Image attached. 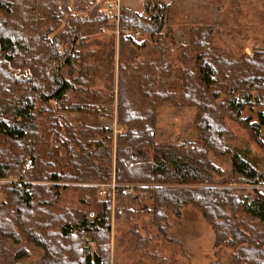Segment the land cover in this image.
<instances>
[{
  "label": "trees",
  "instance_id": "obj_1",
  "mask_svg": "<svg viewBox=\"0 0 264 264\" xmlns=\"http://www.w3.org/2000/svg\"><path fill=\"white\" fill-rule=\"evenodd\" d=\"M67 2L0 0V180L12 176L51 184L0 185L5 194L0 202V264H16L26 256L20 248L7 262V240H26L40 248L42 262L36 264H110L111 190L102 199L93 195L98 194L96 184L113 178V150L118 211L131 213L122 204L130 200L122 192L127 184L151 195L154 224L164 218L162 208L178 214L191 204L211 224L215 245L234 251L229 264H264V191L249 198L213 186L214 174L225 172L208 157L210 152L230 154L224 143L230 135L226 118L245 124L259 140L264 112L258 109L253 122L241 113L247 107H264V49L234 59L213 48L209 28L196 27L190 30L198 40L190 69L180 48L175 53L162 41L155 45L167 25L168 3L163 0H144L142 14L120 8L118 15L101 8L100 0H76V10L85 14H72ZM97 26L140 31L136 38L119 35L124 41L116 65V95L113 39L85 43L94 40ZM146 47L149 58L140 60ZM171 75L175 80L168 83ZM98 78H103L104 91L96 86ZM53 102L58 112L80 113L78 124L55 114ZM167 102L195 109L197 143L156 141L157 109ZM39 114H45V128ZM100 117H114L123 130L114 133L99 123ZM43 134L46 140L53 134L57 148L64 150L52 158L59 169L53 170L52 162L48 165L53 171L46 170V163L41 168ZM231 165L227 184L263 179V172L237 153L231 155ZM70 183L95 212L92 218L67 216L57 208ZM88 241L95 243V250ZM167 261L161 258L158 264Z\"/></svg>",
  "mask_w": 264,
  "mask_h": 264
},
{
  "label": "rangeland",
  "instance_id": "obj_2",
  "mask_svg": "<svg viewBox=\"0 0 264 264\" xmlns=\"http://www.w3.org/2000/svg\"><path fill=\"white\" fill-rule=\"evenodd\" d=\"M68 7L72 14L84 15V12L76 10V0H67ZM168 3L166 7L167 25L162 29L161 38L155 41L163 42L165 47L175 49L180 48L182 55H187V64L190 69L193 68V49L195 39L190 30L196 27H205L210 29L209 41L216 50L224 52V54L237 59L241 55H251L254 50L264 49V0H163ZM122 4L130 6L136 12H144V0H121ZM101 8H104V1L100 0ZM2 16V14H0ZM169 19V21H168ZM115 22V21H114ZM113 22V23H114ZM199 25V26H197ZM211 26V27H209ZM98 33L91 36L94 40L85 41L90 44L93 41L106 42L112 40L114 42V95L117 91V63L118 52L123 49L121 43L124 41L116 34V28L97 26ZM205 31V32H206ZM54 33H51L52 36ZM160 37V36H159ZM156 37L153 38V43ZM122 41V42H121ZM60 45L65 49L66 44L63 40ZM78 46V45H76ZM98 48V47H97ZM105 49V48H104ZM147 47L140 53L143 55L139 58H149ZM185 52V54H183ZM93 61L92 57H89ZM138 59V60H139ZM116 67V68H115ZM99 86L105 90L102 83L103 78L97 79ZM175 80V76H169L168 83ZM55 114H62L68 121L78 124L80 113H72L71 111L58 112L57 104H50ZM114 111L116 107V96L114 97ZM264 112V107L245 108L241 113L242 118L249 117L250 122L256 120L257 110ZM115 113V112H114ZM45 114H39L42 126L46 127ZM195 109L193 107H176L171 103H162L158 106L156 114L155 138L160 143H197L198 129L193 123ZM90 120L92 116L88 117ZM99 123L112 127L114 133L123 130L116 124L115 118H98ZM226 124L229 128L230 135L225 138L224 143L230 154L215 156L211 152L208 154L209 159L219 169L224 170L225 175L220 176L219 173L214 174L215 182L212 184L217 188L235 189L238 195L253 197L255 191H264V128L259 130V140H254L248 127L245 124L238 123L226 118ZM43 155L41 157V168L53 171L58 168L53 161L54 154L58 156L64 153L63 148H57L58 143L53 139V134L45 139L42 135ZM2 140L0 139V144ZM238 154L243 159H247L249 165L259 172H263V179L257 184H227V173L231 171V155ZM115 151L111 157V173L115 170L114 165ZM48 162L54 163L53 170L49 168ZM26 165V164H25ZM26 167V166H25ZM59 169V168H58ZM21 180L17 177H8L0 180V185L17 184ZM26 183H40L43 185H51L49 182L34 181L25 179ZM21 181V182H22ZM71 184V183H70ZM100 184V183H98ZM227 184V185H226ZM93 185V184H92ZM61 192L58 201V207H61L67 216H80L87 214L90 218L95 214L91 210V206L81 199L80 190L71 188ZM200 186V185H199ZM140 186H135L138 191ZM141 191V190H139ZM139 196H129L126 202L131 211L127 215L116 209L115 195L111 199V222L109 234V258L110 264H158L159 259L168 258L167 264H229L233 250L226 246L215 245V234L210 223L202 216L201 212L191 204L182 206L178 214L173 208H162L164 218L159 219L154 224L152 211V197L147 192H143ZM5 194L0 188V202L4 200ZM93 198L102 199L97 193ZM115 217H119L116 220ZM256 223V222H255ZM87 244L92 250H95V243L88 241ZM5 248L9 250L6 259L9 262L11 255L23 248L26 256L17 260L16 264H36L42 262L43 251L34 247L26 240L21 243H14L11 240L5 242ZM264 248V247H263ZM6 262V263H7ZM12 264V263H10Z\"/></svg>",
  "mask_w": 264,
  "mask_h": 264
},
{
  "label": "built area",
  "instance_id": "obj_3",
  "mask_svg": "<svg viewBox=\"0 0 264 264\" xmlns=\"http://www.w3.org/2000/svg\"><path fill=\"white\" fill-rule=\"evenodd\" d=\"M105 8L106 9H109V10H113L116 15H118L119 13V10H120V5H119V1L118 0H114L113 2H108L105 4ZM116 34H122L123 37L127 38V37H130V38H136V37H139L140 35V31L138 29H128V28H119L117 27L116 28ZM29 164L27 163L25 166L27 167ZM118 173V171H116V169L113 171V178L112 180L109 182V183H100V184H96L97 187H98V195L99 196H105L106 195V192L108 189L111 190V196L114 195V191L116 189V186H117V183L116 181L114 180V177L115 175ZM136 185H133V184H127V185H123V193L125 195H128V196H139L141 194L144 195L143 192L141 191H137L136 188H135Z\"/></svg>",
  "mask_w": 264,
  "mask_h": 264
},
{
  "label": "crops",
  "instance_id": "obj_4",
  "mask_svg": "<svg viewBox=\"0 0 264 264\" xmlns=\"http://www.w3.org/2000/svg\"><path fill=\"white\" fill-rule=\"evenodd\" d=\"M104 1V5L108 2H113L114 0H103ZM119 1V5L121 8H125V9H128L130 11H133V12H136L134 10H131L132 8L126 4H122L121 0H118ZM136 13H139V12H136ZM143 13V12H142ZM142 13H139V14H142Z\"/></svg>",
  "mask_w": 264,
  "mask_h": 264
}]
</instances>
